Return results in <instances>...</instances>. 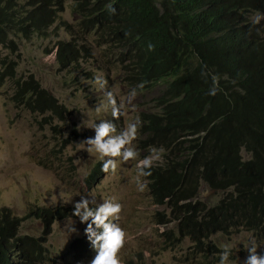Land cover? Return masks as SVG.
Returning <instances> with one entry per match:
<instances>
[{"label":"trees","instance_id":"16d2710c","mask_svg":"<svg viewBox=\"0 0 264 264\" xmlns=\"http://www.w3.org/2000/svg\"><path fill=\"white\" fill-rule=\"evenodd\" d=\"M62 10L63 0H0V26L7 24L0 43L14 51L10 32L47 37ZM72 11L108 44V61L126 86L163 84L155 110L141 114L136 146L165 149L147 179L153 204L169 208L175 221L172 240L191 236L207 253L214 250L207 238L216 232L243 228L264 238V26L249 18L264 13V0H72ZM71 24H61L71 38L57 43L60 70L92 57ZM5 81L12 82L13 103L33 113H70L32 74L16 77L15 61L0 55V86ZM102 164L94 167L96 177ZM201 182L223 192L206 208L192 201ZM65 213L59 207L33 213L45 227L36 237L17 234L28 216L1 207L0 264H45L46 231ZM72 247L81 254L82 239Z\"/></svg>","mask_w":264,"mask_h":264},{"label":"rangeland","instance_id":"374dc122","mask_svg":"<svg viewBox=\"0 0 264 264\" xmlns=\"http://www.w3.org/2000/svg\"><path fill=\"white\" fill-rule=\"evenodd\" d=\"M57 15L49 37L34 34L24 38L14 35V51H0L1 55L15 61L17 76L32 74L70 111L62 118L33 113L13 103L11 81H5L0 86V208L6 207L17 216L31 215L22 219L19 234L42 235L43 222L32 214L40 208L66 207L69 210L67 215L50 224L51 232L46 242L50 260L47 264H91L96 253H89L78 260L69 248L70 241L84 232V224L80 223L79 218L71 216L70 209L82 197L114 198L122 205V211L113 222L119 221L120 227L127 232L125 245L120 251L127 254L129 259L122 260L119 252L122 264H137L136 253L140 250L144 254L143 264H219L220 254L226 246L231 249L230 264H244L251 238H255L258 244V254L264 255V238L244 229L208 236L207 240L214 250L205 255L193 251L186 236H182L178 242L173 241L172 236H177L173 227L175 223L170 221L158 225L154 222L161 214L164 219H169L170 210L152 204L148 186L144 191L138 190L136 164L146 152L144 150H139L137 160L127 163L119 157L113 158L121 161L116 171L103 173L97 182L87 187L84 178L94 166V160L109 158L102 157L95 150L88 152L86 147L77 144L94 137L92 127L102 120H110L120 131L141 112L152 110L153 98L161 91L163 84L158 82L147 91L137 90L132 105L126 106L125 115L119 120L112 118L110 107L97 113L96 106L107 105L105 91L114 90L117 102L126 103L133 88L122 83L120 69L114 61H108V44L98 32H89L82 27L79 15L72 11V0H63V10ZM249 18L264 25V13H253ZM63 21L74 25V30L81 34L84 46L92 56L68 70H59L54 53H45L58 40L69 38L60 26ZM10 37L11 34L7 39ZM98 74H103L108 81L107 89L101 90L94 83ZM240 153L245 157L243 150ZM148 154L149 150L146 156ZM139 179L145 180L144 177ZM196 194L192 201L197 200L200 206L206 207L212 205L222 192L208 189L200 183ZM156 212L160 215H156ZM73 223L77 232L70 234L67 226ZM163 229L167 233L162 238L159 233Z\"/></svg>","mask_w":264,"mask_h":264},{"label":"clouds","instance_id":"9594fccd","mask_svg":"<svg viewBox=\"0 0 264 264\" xmlns=\"http://www.w3.org/2000/svg\"><path fill=\"white\" fill-rule=\"evenodd\" d=\"M25 9H26V7H25ZM107 10L111 14L116 13L115 7H113L111 4H109L107 6ZM52 25L48 30L49 33H48L47 37H49L51 34ZM3 26L7 27V24H3L0 26L1 27L0 28V42H1V38H2L3 34L6 31V29ZM60 26L63 27L62 25H60ZM63 29L65 30L64 27H63ZM65 32L67 33L66 30H65ZM9 34H11V37L8 39L14 40L15 43H16V40L12 37L14 35H16L17 37L22 36V37L26 38L25 36H23L20 33L10 32V33H8V35ZM34 34H36L40 37H43L37 33V30H30V33L27 36H32ZM8 35H7V37H8ZM43 38H46V37H43ZM70 38L71 37L69 36L68 39H60L53 46H51L50 48L45 50L46 54L54 53V60H55L56 64H57L56 53H57V49H58L57 43L59 41L69 40ZM8 39H6V40H8ZM148 48L151 51V50H153L154 45L149 44ZM2 49L7 50L9 48H6L3 45V43H0V51ZM1 56H3V55H1ZM74 66H75V64L71 67H74ZM57 67H59L58 64H57ZM71 67H69L67 69H61V70H68ZM86 75H89V74H86ZM16 77H18V76L16 75ZM22 78H26V77H22ZM158 82H156L155 84H157ZM94 83L101 90L107 89L108 81L104 78L103 74H98L94 78ZM137 87L138 88H133L129 92L126 103L125 102H119L118 103L117 99L114 95V90L108 89L107 91H105V96L107 99V105L100 104V105L96 106L95 111L97 113H99L101 111L107 110V108L110 107L112 118L115 120H119L123 115H125L126 106L132 105L133 100L137 96V90L147 91L150 89V87H144V85L142 83L140 85H138ZM162 90H163V88L161 89V91ZM160 92L158 93V95L160 94ZM157 96H155L153 98V104H152L153 109L141 112L140 115L136 116L133 121L129 122L126 125V127L123 128V130L118 131L117 125L112 123L110 120H102L98 124L97 123L94 124L92 127V129H94V132H95L94 137H89L86 140L82 141L80 144H77L78 146L86 147V150L88 152H92L93 150H95L102 157H108L109 158V159H105V160L104 159L94 160V162H95L94 166L90 169V171L88 172V174L84 178V183L87 185V187H90L92 184L97 182L98 179H100L102 177L103 173H107V172H109V170H111L113 172L116 171V169L118 168L121 161L117 160V159H113V158L119 157V158H121L122 162L127 163L130 160H137L138 157H140V151L139 150H141V151H143V150L137 149V146H136L137 140H139L140 138L143 137V135H141V133H140V127L142 125V121L140 120V117H141L142 113H146V112H150V111L155 110L154 99ZM78 137H80V135H78ZM135 140H136V145L134 144ZM164 153H165V149L163 146H161L159 148L151 147L149 149V154L147 156L142 157L143 154H146V153H143L141 155L140 159H138V162L136 164V168L138 170L137 186H138L139 191H144L147 188L148 183H149V180L147 179V177H150L152 175L151 169L156 165L157 162L160 163V161L163 158ZM245 157H243V158H245ZM97 163H103V164L99 165V168L101 170V174L96 177L94 174V167ZM140 177H144L145 180L141 181L139 179ZM201 183H203V182H201ZM148 189H149V186H148ZM208 189H210V188H208ZM149 193H150V189H149ZM222 195H223V192H222ZM150 198H151V195H150ZM217 200L214 203H216ZM151 202L153 204L152 198H151ZM160 206H164V205L162 204ZM209 206H206V207H209ZM206 207H204V208H206ZM48 208H51V207H48ZM59 208H61V207H59ZM71 209H70V211L72 212L71 216L79 218L80 223L84 224V226L82 227V229H84L83 234L79 237H76V238L82 239L84 250L81 254H77L75 252V250L72 247V243L76 238H73L69 243V248L73 252L72 253L73 257L80 260V259L87 257L89 255V253H96L97 255L91 261V264H122V262L118 256V253L120 252L121 253L120 256H121L122 260H128L129 259L127 254L120 251L125 245L127 232H125L120 227V225L118 224L119 221L117 223L113 222V220L119 218V214L122 211V205L119 202H115L114 198L93 199L90 197H82V198H80V200H77L73 203V206L71 207ZM167 209L169 210V208H167ZM62 211H65L66 213L69 212L68 208H66V207L64 209H62ZM155 214L160 215L158 212H156ZM32 215L36 219L41 221L34 214H32ZM163 217L164 216L161 214L159 218L164 219ZM110 218H112V219H110ZM171 218H172V216L169 217V219H164V220H169L168 222L171 221L172 223H175V221H173ZM158 219L154 220V222L156 224H157ZM54 220H56V219H53V221ZM22 222L23 221H21V223ZM158 225H162V224H158ZM20 226H21V224H20ZM20 226H19V228H20ZM173 227H175V224ZM44 228L45 227H44V223H43V231H44ZM240 229L243 230V228L231 229L228 232H230L232 230H240ZM67 230L69 231L70 234L77 232V229L74 227V223L70 226H67ZM163 231H164V229L159 233V236L162 238H163V236H161V233ZM246 231H248V230H246ZM50 232H51V226H49V228L47 229L46 234H45L46 235V242H47V238H48V235L50 234ZM249 232H251V231H249ZM216 233L226 234V233H222V232H216ZM216 233H214V234H216ZM17 234L18 235H24V234H19V229H18ZM214 234H212V235H214ZM38 236H40V235H38ZM186 237H187L188 241L190 242V247L193 251H195L199 254H203V255L206 254V252H201L200 250H198L194 247L191 236H186ZM46 242H45V247L47 249ZM207 242H208V240H207ZM169 245L171 246L172 244L169 242ZM257 249H258V244H257L255 238H251L249 241V247L247 249L248 256H247L244 264H264V255H259L257 252ZM230 254H231V249H230V247L226 246L225 249L220 254L219 264H230V261H229ZM136 255H137V258H136L137 264H143V261H144L143 251H141V250L138 251L136 253ZM47 256H48V259L45 262V264H47L48 261L50 260L49 255H48V249H47Z\"/></svg>","mask_w":264,"mask_h":264}]
</instances>
